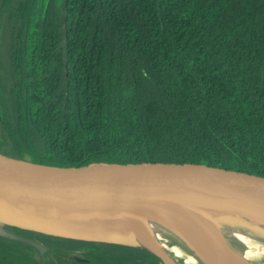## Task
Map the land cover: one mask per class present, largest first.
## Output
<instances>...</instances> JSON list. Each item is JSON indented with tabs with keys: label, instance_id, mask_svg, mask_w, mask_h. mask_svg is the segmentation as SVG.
<instances>
[{
	"label": "trees",
	"instance_id": "obj_1",
	"mask_svg": "<svg viewBox=\"0 0 264 264\" xmlns=\"http://www.w3.org/2000/svg\"><path fill=\"white\" fill-rule=\"evenodd\" d=\"M0 144L171 149L264 166V0H0ZM137 211L157 217L149 231L177 264H207L160 213ZM54 220L66 219L39 222ZM219 223L245 259L234 230L264 247L251 218ZM3 226L0 264H165L116 235Z\"/></svg>",
	"mask_w": 264,
	"mask_h": 264
},
{
	"label": "water",
	"instance_id": "obj_2",
	"mask_svg": "<svg viewBox=\"0 0 264 264\" xmlns=\"http://www.w3.org/2000/svg\"><path fill=\"white\" fill-rule=\"evenodd\" d=\"M107 193L153 206L171 205L194 211L203 199L218 200L261 213L264 166L171 149L37 148L0 144V221L4 224L40 228L37 224H21L17 219L85 217L89 210L91 215L103 208ZM137 209L133 206L135 213ZM126 218L151 241L150 245L136 243L153 251L165 264H177L147 228L129 215ZM217 224L225 245L249 264L228 243L218 219ZM32 244L41 253L47 250L40 242Z\"/></svg>",
	"mask_w": 264,
	"mask_h": 264
},
{
	"label": "bare ground",
	"instance_id": "obj_3",
	"mask_svg": "<svg viewBox=\"0 0 264 264\" xmlns=\"http://www.w3.org/2000/svg\"><path fill=\"white\" fill-rule=\"evenodd\" d=\"M216 206L231 207L245 211L254 210L244 205L203 199L201 206L186 217L185 223L175 212L176 207L168 206L163 209L160 217L170 230L174 231L181 239L191 246L209 264H247L234 251L229 249L218 230L217 219L214 216ZM212 208V209H210ZM264 214V210L260 211ZM103 213L105 217L116 224L123 234H126L134 242L150 245V239L143 232L138 231L128 221L127 216H137V219L149 230L151 224L157 219L148 218L140 212H134L133 201L127 196L107 193ZM221 218L224 216L220 214ZM155 219V220H154ZM144 226V227H145Z\"/></svg>",
	"mask_w": 264,
	"mask_h": 264
},
{
	"label": "rangeland",
	"instance_id": "obj_4",
	"mask_svg": "<svg viewBox=\"0 0 264 264\" xmlns=\"http://www.w3.org/2000/svg\"><path fill=\"white\" fill-rule=\"evenodd\" d=\"M102 200H103V198H102ZM101 204H102V202H101ZM144 205L145 206L148 205V208H151L160 214L163 212L164 208L171 206V205H154L153 206V204H150L148 202L133 201L134 208H143V207H145ZM173 207H176V206H173ZM176 208H178L179 210H177L175 213L178 216H180L181 221L184 223H185L186 217L188 215L194 213V209H191V208H189V209L180 208V207H176ZM90 211L91 210H89V212H88V216L78 217L77 218L78 220H76V221L75 220L69 221V218H65L66 220H64V221L54 220L53 223L49 224V223H44V222L41 223L37 219H33V218L29 219V218H23V217L18 218L17 221L21 224H25V223L30 224L31 223L32 225H36V224H38L39 226L43 225L44 228L48 227L49 230H56L55 228L58 226V227L63 228L62 229L63 232L71 233V234H82V235H90V236L95 235L98 237L108 236L109 234H106L107 232H111V234H114V232L116 234L117 233L120 234L119 230L117 231L118 228L115 227L114 225H112L111 224L112 222L105 217V215L103 213V208H101V210H97L95 213H93L91 215L89 214ZM220 214H223L224 216L221 218ZM214 216L218 219V221H220V219H224V218H228L230 220H235V221H241V218H243V216L249 217L252 220H254V223L256 225L259 224L262 227V228L257 227L256 229H258V228L261 229L260 232L262 234H264V215L262 213H258V212H254V211H245V210H240V209H232L231 207L229 208L228 206L227 207L216 206L215 211H214ZM60 219H64V218H60ZM132 219L134 221H136L138 224H140L142 227L147 225V224L143 225L139 221V219H137V216H132ZM39 220H41V218ZM154 224H156V223H153V225ZM3 225H5L4 222L0 221V226L2 227ZM44 225L47 227H45ZM6 228H7L6 229L7 232H10V233L12 232L11 227L7 226ZM144 228H146V226ZM60 231L61 230L57 231V233L61 234V235H63V234L66 235L65 233H62V231L61 232ZM233 234L237 235L238 237L245 240L249 244V242H250L249 237L247 235H245L242 231L234 230ZM121 235H123L124 237H127L128 240L132 241L128 235H126V234H121ZM29 243H31V242H29ZM260 249H261V246L259 245L255 249L250 250V252L247 254L248 258L246 257V259H247L249 264H261V263H263V254L260 253V251H261ZM48 257L50 258V256H48ZM79 258H81V257H79ZM187 263L188 264H194V262L191 261V259L187 260Z\"/></svg>",
	"mask_w": 264,
	"mask_h": 264
},
{
	"label": "crops",
	"instance_id": "obj_5",
	"mask_svg": "<svg viewBox=\"0 0 264 264\" xmlns=\"http://www.w3.org/2000/svg\"><path fill=\"white\" fill-rule=\"evenodd\" d=\"M38 221H40V220H38ZM112 224V223H111ZM113 225V224H112ZM118 227V226H117ZM117 229V228H116ZM119 230V232H120V234H116L115 232H114V234H111V232H107L106 234H109L108 236H105V239H111V238H109L110 237V234L111 235H117L116 237H118V238H121V239H123L124 241H127V242H131V243H136V242H134V241H130V240H128V238L127 237H124L123 235H121V234H123V233H121V230H120V228L118 227V229H117V231ZM239 240H241L243 243H245V244H247L248 245V247L246 248V250H245V254H248L249 252H250V250H253V249H255L257 246H259V245H256V246H253L252 245V243L251 242H249V244L245 241V240H243V239H241L240 237H238L237 235H235ZM91 238H95V237H92V236H90ZM250 245V246H249ZM264 249V247H262L261 246V251Z\"/></svg>",
	"mask_w": 264,
	"mask_h": 264
}]
</instances>
